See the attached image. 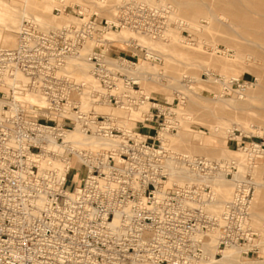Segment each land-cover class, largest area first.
Here are the masks:
<instances>
[{"label":"built area","instance_id":"built-area-1","mask_svg":"<svg viewBox=\"0 0 264 264\" xmlns=\"http://www.w3.org/2000/svg\"><path fill=\"white\" fill-rule=\"evenodd\" d=\"M126 12L107 27L85 16L78 25L43 29L27 18L17 45L0 46V264H200L252 241L256 184L250 174L234 178L239 159L166 148L170 128L156 105L130 131L85 110L87 84L73 81L66 65L90 38L101 43L107 28H148ZM86 56L98 83L93 102L123 105L125 96L111 91L138 85L136 62L98 48ZM214 77L228 91L250 84ZM75 130L108 143L88 149L71 139ZM247 145L250 161L264 151L257 141ZM229 176L233 194L213 212L217 186Z\"/></svg>","mask_w":264,"mask_h":264},{"label":"rangeland","instance_id":"rangeland-1","mask_svg":"<svg viewBox=\"0 0 264 264\" xmlns=\"http://www.w3.org/2000/svg\"><path fill=\"white\" fill-rule=\"evenodd\" d=\"M123 10L130 11L124 17L142 21L148 28H107L101 43L96 42L98 35L90 38L80 50L82 57L66 65L73 81L87 84L85 110L101 114L107 127L134 129L147 117L131 118L132 110L140 105H148L150 110L156 105L162 108L170 128L162 137L166 148L214 160L239 159V173L234 178L250 174L256 184L248 221L254 235L252 241L239 246L240 255L243 262L261 264L264 187L261 193L258 189L264 186V151L250 161L255 155L244 145L257 141L264 149V0H0V46L17 45V31L27 18L35 17L43 29L78 25L85 16L107 27V21L121 18ZM11 26L17 29L9 32ZM97 48L136 62L138 85L133 89L120 83L111 91L125 96L123 105L109 98L99 104L92 100L91 92L98 83L86 55ZM145 50L158 58L145 57ZM214 76L250 84L228 91ZM232 188V176L221 180L215 195L219 203L212 207L213 212H221ZM222 257L221 252L217 259Z\"/></svg>","mask_w":264,"mask_h":264},{"label":"bare ground","instance_id":"bare-ground-1","mask_svg":"<svg viewBox=\"0 0 264 264\" xmlns=\"http://www.w3.org/2000/svg\"><path fill=\"white\" fill-rule=\"evenodd\" d=\"M145 1V0H144ZM25 17V15H23ZM10 28V27H9ZM16 28V27H15ZM15 28H13L11 26V28L9 29V32H12L14 30H16ZM14 29V30H13ZM8 34V32H7ZM10 36V33L8 34ZM35 100V98L33 99ZM36 101V100H35ZM133 113L131 114V118L132 117H138V118H141L143 119L144 117H147L148 118V113L151 111L148 109V105H140L136 108H134V110H132ZM130 118V119H131ZM125 131H130L131 128L128 127L126 129H123ZM71 139L75 142V143H78V144H82V145H85L87 146L88 149H91V150H94L95 148H98V147H101L103 146V144L105 145L106 143H108L106 140L102 139V138H99V137H87L85 136L84 134H82L80 131L78 130H75L72 134H71ZM244 147H248L247 145L244 146ZM252 159V158H251ZM80 164V161L77 160L74 165H79ZM59 166H62L64 167V165L60 164ZM236 175V174H235ZM237 176V175H236ZM227 180V179H226ZM230 180V179H229ZM231 181V180H230ZM229 181V182H230ZM228 182V181H227ZM225 183V182H224ZM262 184V183H261ZM259 185V184H258ZM263 185V184H262ZM262 185H259V189H258V192L261 193V190L264 186ZM226 186V185H224ZM225 188V187H224ZM223 188V190H224ZM226 189V188H225ZM233 189V188H232ZM226 191V190H225ZM230 191V188L229 190ZM232 191V190H231ZM257 191V190H256ZM227 193V192H226ZM225 193V194H226ZM231 193V192H230ZM232 194V193H231ZM225 196V195H224ZM228 196V194L226 195ZM231 196V195H230ZM214 236V235H213ZM217 241V240H215ZM213 240L212 243L215 242ZM216 244V243H215ZM214 244V245H215ZM240 245H231V246H227L225 249H223L221 252H222V255L223 257L221 259H216V260H212V261H205V262H202L200 264H250V263H246V262H243L242 259H241V256L240 253L242 252V248L239 247ZM242 254V253H241ZM264 261L262 262L261 261V264H263Z\"/></svg>","mask_w":264,"mask_h":264}]
</instances>
